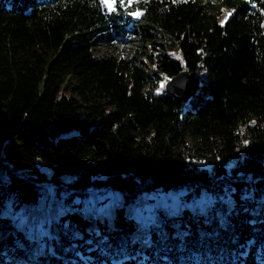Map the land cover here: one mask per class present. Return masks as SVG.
Instances as JSON below:
<instances>
[{"label": "trees", "instance_id": "trees-1", "mask_svg": "<svg viewBox=\"0 0 264 264\" xmlns=\"http://www.w3.org/2000/svg\"><path fill=\"white\" fill-rule=\"evenodd\" d=\"M117 35L149 48L94 52ZM0 181V264H264V0H0Z\"/></svg>", "mask_w": 264, "mask_h": 264}, {"label": "rangeland", "instance_id": "rangeland-1", "mask_svg": "<svg viewBox=\"0 0 264 264\" xmlns=\"http://www.w3.org/2000/svg\"><path fill=\"white\" fill-rule=\"evenodd\" d=\"M219 8V6H218ZM221 8V6H220ZM226 11L224 10L222 14V20L224 19ZM144 43L141 40H132L129 36L126 35H117L114 37L113 40L108 39H99L94 44V52L96 54H116V55H133L134 53L142 51L146 46L149 48V45ZM143 59L145 60V64L147 65V72L151 73L154 70V66L151 62H149L146 55L143 56ZM13 172L16 174H23V168L19 166H14ZM32 179V178H30ZM36 183H47L45 181H37L35 179H32ZM51 185V184H50ZM120 196L113 192L112 189L106 190L104 192L99 193L97 196H87L86 199L84 198L83 202L84 204L89 205V202H101L105 204L107 208H112L115 206V204L119 203ZM81 203V197L75 196L71 200V204H77L79 205ZM11 204L13 208H8L9 214H15L16 217H1L0 219V232H9L11 233V229L13 227H16L17 224H21L22 221H20L21 217L24 218L26 214H23L21 212V200L18 198L15 193H7L6 187L3 185V183L0 181V209L3 205ZM48 207V206H47ZM39 208V206H38ZM90 208V206H88ZM142 218H147L148 220L152 219V215L149 211H143L141 214ZM21 216V217H20ZM39 230V232H37ZM34 231L36 234H38V241L40 242L41 246L44 245L45 239L42 238V236H47L50 238L52 236V231L49 228L48 221L46 223L44 222H36L35 224H30L27 228L26 235L28 233ZM148 233H142L140 234V239H146ZM15 264H22V262H18ZM33 264V263H32Z\"/></svg>", "mask_w": 264, "mask_h": 264}, {"label": "water", "instance_id": "water-1", "mask_svg": "<svg viewBox=\"0 0 264 264\" xmlns=\"http://www.w3.org/2000/svg\"><path fill=\"white\" fill-rule=\"evenodd\" d=\"M199 82L195 74L184 69L166 81L165 89L179 102L189 99L197 91Z\"/></svg>", "mask_w": 264, "mask_h": 264}, {"label": "snow or ice", "instance_id": "snow-or-ice-1", "mask_svg": "<svg viewBox=\"0 0 264 264\" xmlns=\"http://www.w3.org/2000/svg\"><path fill=\"white\" fill-rule=\"evenodd\" d=\"M117 0H103V3L106 7L109 8V10L114 11L115 10V4H116ZM234 11V10H233ZM132 15H139L140 13L138 11L131 13ZM232 15L231 11H226L224 19L220 21L221 24H223L225 21L228 20V18ZM167 79V78H166ZM161 88L164 87V84L162 83ZM254 123V122H253ZM245 143H247V141H245Z\"/></svg>", "mask_w": 264, "mask_h": 264}]
</instances>
